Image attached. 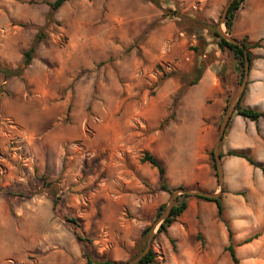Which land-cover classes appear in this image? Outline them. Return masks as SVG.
<instances>
[{
	"label": "rangeland",
	"instance_id": "374dc122",
	"mask_svg": "<svg viewBox=\"0 0 264 264\" xmlns=\"http://www.w3.org/2000/svg\"><path fill=\"white\" fill-rule=\"evenodd\" d=\"M40 1L0 0V63L16 69L43 36L21 77L4 81L0 73V264H86L70 220L101 260H135L151 227L157 264H191L172 226L170 235L157 234L155 213L173 194L141 163L145 152L174 192L221 196L224 222L213 203L189 195L177 219L191 231L188 247H203L202 229L213 225H227L233 244L259 239L264 200L228 188L264 173L226 153L243 150L264 166V119L253 123L234 110L220 144L221 188L211 158L242 83L232 54L205 28L217 30L229 0H159L161 9L145 0H68L55 11L32 3ZM234 130L244 136L231 138ZM242 204L256 216L239 215ZM235 250L248 264L247 246ZM216 264L232 263L225 255Z\"/></svg>",
	"mask_w": 264,
	"mask_h": 264
},
{
	"label": "trees",
	"instance_id": "16d2710c",
	"mask_svg": "<svg viewBox=\"0 0 264 264\" xmlns=\"http://www.w3.org/2000/svg\"><path fill=\"white\" fill-rule=\"evenodd\" d=\"M67 1L68 0H54L53 2H49L46 0H42L40 2H32V3H41V4L46 5L55 11V10H58ZM145 1L152 4L157 9H161L159 0H145ZM244 1L245 0H234L232 2V4L230 5V7L227 11V14H226V16L222 22L224 27H225L226 34H228L231 37H232V29H233V24H234L236 13L239 11V9L241 8V5L243 4ZM173 14L175 15L176 12H173ZM163 15L165 16V14H163ZM205 28L207 30H209V29L212 30V36L217 39V46H218L219 50L220 51H229L232 54L234 60L237 62V70L239 72L237 83L239 85L243 81V78L245 76L244 66H245L246 58H245L244 50H246V52H247L248 60L250 62V66H251L252 58H251V55L249 53V50L259 48L260 44L259 43L250 44L247 42L246 39H244L243 41H241V44L243 45V49H242V48L228 42L224 38H222L218 34V32L214 26H209V27H205ZM42 39H43V36H41L39 34L36 35V37L34 38L33 44L26 51L23 52L22 62L16 69H12V68L8 67L6 64L0 63V73L2 74L4 81H7L13 77H21L22 76L23 72L30 66L31 61L34 57L36 43L40 42ZM198 81H199V78L192 81L190 85H195L198 83ZM244 93H245V91H244ZM244 93L242 94L237 105L235 106V114L237 116H239L245 120H248L250 122H253V123L258 122L261 119H264V110L259 111V110L254 109V108H249V107L243 106L242 98L244 96ZM227 96L228 95H226V99H225L226 101H225V106H224L223 111L228 106V101H229L230 97L229 96L227 97ZM227 127H228V125H227ZM226 155L244 159L250 166H252L255 169H259L262 173H264V166H262L261 164H258L252 157H250L248 155V153H246L243 150H240V151L231 150V151H228L226 153ZM222 157H223V155L220 153V158H222ZM211 158L213 161V169L216 170V164H214L213 154H211ZM140 161H141V163L148 164L151 168H153L157 171L160 190L168 193L169 195H172L174 190H172L168 187L167 182H166V178H165V170L162 167V165L158 162V160L153 155H151L150 153L145 152L142 154ZM189 198H190V196L186 195V194H182V195H179L178 197H176V199L174 201V205L171 208L168 217L160 224L158 231H157V234L163 233V234L167 235L169 228L187 210ZM196 198L203 200V201H206V202L213 203L216 207V210H217V217L222 222H224L223 218H222L224 208H223L221 196H219L215 199H207V198H203V197H196ZM54 208H55V203H54ZM165 209H166L165 205L159 206L156 213H155L154 219L158 220L161 217L162 213L165 211ZM70 223L75 227L74 228V235H75V238L77 239V241H79L80 243H83L85 245L86 253L84 254V258L86 260V264H116L115 262H113L111 260L99 259L94 253L92 241L89 240L88 238H84L81 235V233L78 231L80 228L78 221L70 220ZM226 228H227V232H228L229 245L224 249V251L229 254V257H230L232 264H239V261L235 255V245L233 244V240H232L233 235L231 233L230 228L227 227V225H226ZM150 232H151V227L145 228L141 232V238L147 237ZM254 238L255 237L249 238V239L245 240L243 243L246 244V243L252 241ZM170 243L172 245L173 250L175 251L174 241L172 239H170ZM145 246H146V240H144V242L141 246L138 245L139 249L136 251V255L134 258L138 257L144 251ZM157 260H158V255L151 248L146 253V255L144 257H142V259L140 260V262L138 264H157L158 263Z\"/></svg>",
	"mask_w": 264,
	"mask_h": 264
},
{
	"label": "crops",
	"instance_id": "0c3cea01",
	"mask_svg": "<svg viewBox=\"0 0 264 264\" xmlns=\"http://www.w3.org/2000/svg\"><path fill=\"white\" fill-rule=\"evenodd\" d=\"M232 37L240 43L241 41L246 39L250 44H260L259 48L249 50L252 62L247 76V86L242 98V104L245 107L254 109L259 108V111H263L264 0H245L243 2L241 8L235 16L232 29ZM199 84H201V82ZM205 90V94H207L208 96L212 91V86L205 85ZM217 103H222L221 99H217ZM238 134L244 136L243 132L234 130L231 134V138ZM231 159H233L232 161H238L239 163L246 162L244 159L237 157H232ZM247 167L252 168V166H250L249 164ZM235 180L236 183L231 182L229 184L230 188H228V191L230 193L245 191L247 192L249 197H253L255 194H259L262 200H264V179L257 177L256 181L253 182V180H250L248 178H241V183L238 178L234 179V181ZM244 210L246 211L247 215H250L252 217L256 216L255 214H249V209H247L243 204L239 209V215H243ZM256 222L257 220H254V223ZM171 228H174V232L175 234H177L178 238H181V240L185 242L183 256L184 258L190 260L191 264H216L217 260L220 259L221 256H229V254L224 251V249L229 245L228 232L225 228H221L217 225H213L211 228H208L206 226V230L201 228L205 239V244L203 247H201L199 244H194V246L188 247L186 240L191 238V231L188 230L186 226L182 225L179 220L174 225H172ZM223 229L226 230V235ZM170 230L168 231V235H170ZM170 237L176 240V248L173 252L182 254L179 239H177L175 236ZM248 238L250 237H246L241 241H234L235 248L239 249L241 247L247 246L248 252L245 256L248 260V264H264V234L259 239L252 240L244 244L243 242ZM235 255L239 261V264H241V260L237 256V250H235Z\"/></svg>",
	"mask_w": 264,
	"mask_h": 264
},
{
	"label": "water",
	"instance_id": "95a60500",
	"mask_svg": "<svg viewBox=\"0 0 264 264\" xmlns=\"http://www.w3.org/2000/svg\"><path fill=\"white\" fill-rule=\"evenodd\" d=\"M233 1L234 0H229L227 2L226 6L224 7L222 14H221V17H220V23L217 27V32L222 38H224L228 42H230V43H232V44L243 49V45L240 42L234 40L228 34L221 31V25L223 24L222 21L224 20L226 14H227V11H228V9H229V7ZM244 52H245V58H246L245 66H244L245 76H244L242 83L240 84L239 89L235 93L233 99L231 100V102H230V104L226 110L222 124L219 128V133H218L217 140H216V143L214 145V150H213V156H214V160H215V164H216V170L218 173V180H219L220 188H221V164H220V154H219L220 144L222 142L223 135H224V132L227 128V125H228V123L231 119V116L235 110V106L239 102L242 94L244 93V91L246 89V78H247L249 70H250V62L248 60L247 52H246V50H244ZM182 194L192 195V196H197V197H203V198H207V199H215V198L219 197L218 194H209V193H205V192L191 193V192H187L185 190H178V191L173 193V195L171 196V200L169 201V204L167 205L165 211L162 213L161 217L159 218V221L161 223L168 217L169 212L174 205V201H175L177 195H182ZM153 232H154V229L151 230L150 235H149L148 240H147V245H146L144 251L141 253V255L138 258H136L135 260L130 261V262L117 263V264H138L140 262V260L142 259V257H144L146 255V253L151 249L152 242L154 239Z\"/></svg>",
	"mask_w": 264,
	"mask_h": 264
},
{
	"label": "bare ground",
	"instance_id": "6f19581e",
	"mask_svg": "<svg viewBox=\"0 0 264 264\" xmlns=\"http://www.w3.org/2000/svg\"><path fill=\"white\" fill-rule=\"evenodd\" d=\"M222 31V30H221Z\"/></svg>",
	"mask_w": 264,
	"mask_h": 264
}]
</instances>
